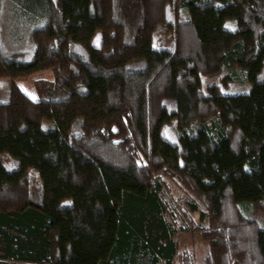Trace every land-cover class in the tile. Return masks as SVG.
<instances>
[{"label": "snow or ice", "instance_id": "1", "mask_svg": "<svg viewBox=\"0 0 264 264\" xmlns=\"http://www.w3.org/2000/svg\"><path fill=\"white\" fill-rule=\"evenodd\" d=\"M227 27V26H226ZM34 98V97H33Z\"/></svg>", "mask_w": 264, "mask_h": 264}]
</instances>
